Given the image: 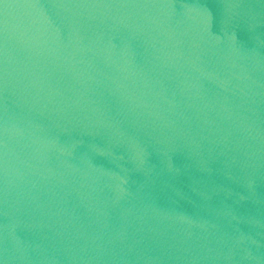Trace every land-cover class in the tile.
Returning <instances> with one entry per match:
<instances>
[{"label": "water", "instance_id": "water-1", "mask_svg": "<svg viewBox=\"0 0 264 264\" xmlns=\"http://www.w3.org/2000/svg\"><path fill=\"white\" fill-rule=\"evenodd\" d=\"M193 0H0V264H96Z\"/></svg>", "mask_w": 264, "mask_h": 264}]
</instances>
